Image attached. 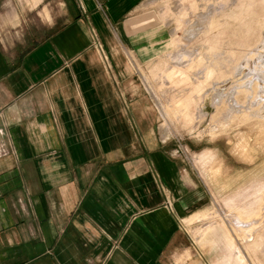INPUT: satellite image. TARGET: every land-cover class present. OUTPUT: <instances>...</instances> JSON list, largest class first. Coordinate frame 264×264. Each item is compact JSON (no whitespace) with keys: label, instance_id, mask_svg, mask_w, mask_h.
Masks as SVG:
<instances>
[{"label":"crops","instance_id":"0c3cea01","mask_svg":"<svg viewBox=\"0 0 264 264\" xmlns=\"http://www.w3.org/2000/svg\"><path fill=\"white\" fill-rule=\"evenodd\" d=\"M57 1L40 39H0V264H187L202 195L112 43L138 0Z\"/></svg>","mask_w":264,"mask_h":264},{"label":"rangeland","instance_id":"374dc122","mask_svg":"<svg viewBox=\"0 0 264 264\" xmlns=\"http://www.w3.org/2000/svg\"><path fill=\"white\" fill-rule=\"evenodd\" d=\"M10 1L0 15L7 43L40 39L61 10L57 0L35 8L40 0ZM132 7L112 43L124 45L120 55L133 65L150 132L202 195L181 223L176 261L264 264V0H138Z\"/></svg>","mask_w":264,"mask_h":264}]
</instances>
